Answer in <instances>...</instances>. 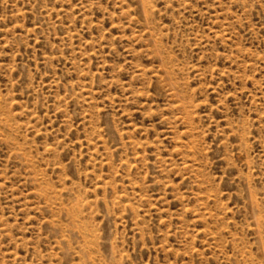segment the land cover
Returning <instances> with one entry per match:
<instances>
[{
    "label": "rangeland",
    "instance_id": "rangeland-1",
    "mask_svg": "<svg viewBox=\"0 0 264 264\" xmlns=\"http://www.w3.org/2000/svg\"><path fill=\"white\" fill-rule=\"evenodd\" d=\"M0 264H264V0H0Z\"/></svg>",
    "mask_w": 264,
    "mask_h": 264
}]
</instances>
